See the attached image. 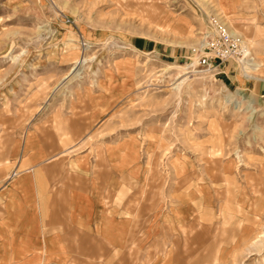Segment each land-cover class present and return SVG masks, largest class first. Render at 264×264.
Segmentation results:
<instances>
[{
  "label": "rangeland",
  "instance_id": "rangeland-1",
  "mask_svg": "<svg viewBox=\"0 0 264 264\" xmlns=\"http://www.w3.org/2000/svg\"><path fill=\"white\" fill-rule=\"evenodd\" d=\"M220 30L242 52L205 70ZM260 81L264 0H0V231L49 165L92 183L115 264H264Z\"/></svg>",
  "mask_w": 264,
  "mask_h": 264
},
{
  "label": "crops",
  "instance_id": "crops-1",
  "mask_svg": "<svg viewBox=\"0 0 264 264\" xmlns=\"http://www.w3.org/2000/svg\"><path fill=\"white\" fill-rule=\"evenodd\" d=\"M256 93L264 95V82L257 84ZM35 169L32 175L11 182L10 188L18 190L14 194L18 214L14 211L17 216L2 220V228L11 231H0V264H115L112 253L123 235H115V228L102 229L98 223L89 228L102 219L92 212L96 205L92 183L72 179L59 182L55 168L49 165ZM263 200L260 197L258 204ZM259 208H253L252 215ZM254 221L252 217L242 220L239 242H251Z\"/></svg>",
  "mask_w": 264,
  "mask_h": 264
},
{
  "label": "built area",
  "instance_id": "built-area-1",
  "mask_svg": "<svg viewBox=\"0 0 264 264\" xmlns=\"http://www.w3.org/2000/svg\"><path fill=\"white\" fill-rule=\"evenodd\" d=\"M242 49L243 41L241 38L231 35L225 30H220L215 38H204L197 65L209 70L216 64L237 56L242 52Z\"/></svg>",
  "mask_w": 264,
  "mask_h": 264
}]
</instances>
